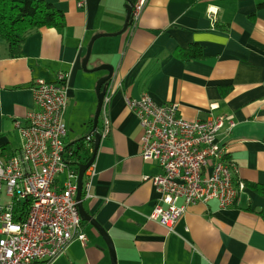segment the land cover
<instances>
[{
	"label": "crops",
	"instance_id": "crops-1",
	"mask_svg": "<svg viewBox=\"0 0 264 264\" xmlns=\"http://www.w3.org/2000/svg\"><path fill=\"white\" fill-rule=\"evenodd\" d=\"M41 1L64 14L63 31L32 32L18 58H9L0 41L4 156L20 149L14 123H24L34 109V82H55L59 73L67 75L65 139L70 133L74 143L90 135L97 106L95 86L106 72L85 73L82 60L94 36L121 31L127 3L137 0H85L81 9L76 0ZM260 4L264 0H146L139 18L125 32L107 37L113 40L93 42L88 70L112 66L118 88L107 109L110 133L101 138L89 167L92 177L84 179L82 206L111 238L117 264H264V197L249 187L233 208L221 209L216 201L190 207L172 233L148 220L160 197L145 178L161 170L155 162L141 160V129L126 105L127 98L148 95L158 105L178 104V116L186 121L230 117L233 129H222L217 141L225 146L239 180L248 186L264 185ZM211 9L216 11L212 17ZM194 49L202 55L189 59ZM101 129L99 115L97 131ZM81 223L86 246L74 241L62 256L71 264H108L104 240L88 222Z\"/></svg>",
	"mask_w": 264,
	"mask_h": 264
},
{
	"label": "built area",
	"instance_id": "built-area-1",
	"mask_svg": "<svg viewBox=\"0 0 264 264\" xmlns=\"http://www.w3.org/2000/svg\"><path fill=\"white\" fill-rule=\"evenodd\" d=\"M145 3L133 4L131 21L139 18ZM84 5L85 0H76L77 8ZM215 14L209 11L211 17ZM66 77L59 73L55 82H34V109L24 123H14L20 149L9 156L0 153V264H52L74 241L86 246L75 199L78 173L66 161ZM117 88L112 77L99 114L101 138L110 133L107 109ZM126 105L141 129V160L155 162L161 170L145 178L160 197L148 220L172 233L178 219L197 204L216 201L221 209L238 205L246 186L217 141L222 129H233L230 117L186 121L178 116V104L158 105L148 95L127 98ZM85 141L93 145V134ZM92 175L88 168L83 184Z\"/></svg>",
	"mask_w": 264,
	"mask_h": 264
},
{
	"label": "trees",
	"instance_id": "trees-1",
	"mask_svg": "<svg viewBox=\"0 0 264 264\" xmlns=\"http://www.w3.org/2000/svg\"><path fill=\"white\" fill-rule=\"evenodd\" d=\"M258 9H264V4L258 5ZM65 27L64 14L41 0H0V41L6 45L9 58L21 56V47L32 32L40 29L61 32ZM201 55L200 49H194L188 58H200ZM84 141L82 138L67 145L66 161L76 170L91 158V148ZM245 186L264 197V185Z\"/></svg>",
	"mask_w": 264,
	"mask_h": 264
},
{
	"label": "water",
	"instance_id": "water-1",
	"mask_svg": "<svg viewBox=\"0 0 264 264\" xmlns=\"http://www.w3.org/2000/svg\"><path fill=\"white\" fill-rule=\"evenodd\" d=\"M132 6H133L132 3H130V2L127 3V5L125 7L126 8V18H125L123 27L118 34H122L123 32H125L126 28L128 27V25L131 21ZM118 34H99V35L94 36L90 40V42L87 46L85 57L83 58L82 63H81L82 70L85 73H95L98 71H105L106 76L100 78L97 81L96 86H95L97 106H96V110H95L93 121H92V129L90 132V134H93V137H94L93 151H92L91 158L89 159V161L86 164L78 166V170H77V173H78L77 192H76V197H75L76 202H77L79 216H80L81 220L84 222H88L93 228L96 229L98 234L102 237V239L104 240V242L106 244V247L108 248L111 264H117L116 263V253H115L113 242H112L111 238L108 236V234L106 233V231L83 209V206H82V190H83L84 174L88 170V168L92 166V164L95 160V156H96L100 141H101V136H100L99 132L97 131L99 114H100V110H101L102 100H103V97H104V94L106 91V85L112 79L113 73H114V68L112 66L103 65V66L94 68L92 70H88L87 65H88V61L90 58L91 48H92L93 42L98 38L114 37Z\"/></svg>",
	"mask_w": 264,
	"mask_h": 264
},
{
	"label": "rangeland",
	"instance_id": "rangeland-1",
	"mask_svg": "<svg viewBox=\"0 0 264 264\" xmlns=\"http://www.w3.org/2000/svg\"><path fill=\"white\" fill-rule=\"evenodd\" d=\"M120 30H121V29H120ZM100 40H113V39L105 37V38H100ZM71 139H72V138H71L70 133H69V136L67 137V139H65V142H66L67 144H71V143H72V142H71V141H72ZM84 142H85V141H84ZM63 179H64V175H60V176H59V181L62 182ZM107 250H108V248H107ZM107 257H108V264H111V263H110L109 252H108V256H107ZM52 264H54V263H52ZM58 264H71V263H70V259H69L68 257H66V256H62V257L59 259Z\"/></svg>",
	"mask_w": 264,
	"mask_h": 264
}]
</instances>
